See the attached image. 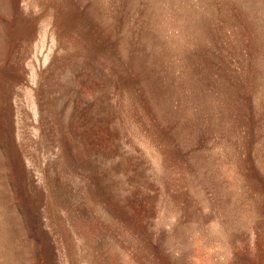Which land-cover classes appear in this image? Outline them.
Returning <instances> with one entry per match:
<instances>
[{
	"label": "rangeland",
	"instance_id": "374dc122",
	"mask_svg": "<svg viewBox=\"0 0 264 264\" xmlns=\"http://www.w3.org/2000/svg\"><path fill=\"white\" fill-rule=\"evenodd\" d=\"M0 264H264V0H0Z\"/></svg>",
	"mask_w": 264,
	"mask_h": 264
}]
</instances>
